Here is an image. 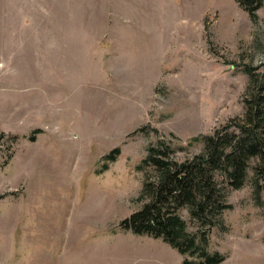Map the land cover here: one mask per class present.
Instances as JSON below:
<instances>
[{"label":"rangeland","instance_id":"rangeland-1","mask_svg":"<svg viewBox=\"0 0 264 264\" xmlns=\"http://www.w3.org/2000/svg\"><path fill=\"white\" fill-rule=\"evenodd\" d=\"M247 66L264 70V3L0 0V264H184L121 222L148 200L151 146L184 161L244 113ZM219 180L209 249L264 264V189Z\"/></svg>","mask_w":264,"mask_h":264},{"label":"trees","instance_id":"trees-1","mask_svg":"<svg viewBox=\"0 0 264 264\" xmlns=\"http://www.w3.org/2000/svg\"><path fill=\"white\" fill-rule=\"evenodd\" d=\"M236 1L253 19L264 3ZM245 71L250 82L244 113L213 134L203 135V152L184 161L171 159L161 145L151 146L139 166L153 167V174L146 172L139 196L148 200L121 222L124 229L162 238L184 255V264H218L226 258L209 249L211 230L231 207L219 177L229 188H240L251 181L258 196L264 189V70L247 66ZM119 153L120 148H115L107 157L114 161ZM184 208L206 227L204 231L189 228L181 214Z\"/></svg>","mask_w":264,"mask_h":264},{"label":"crops","instance_id":"crops-1","mask_svg":"<svg viewBox=\"0 0 264 264\" xmlns=\"http://www.w3.org/2000/svg\"><path fill=\"white\" fill-rule=\"evenodd\" d=\"M88 215H91V214H88ZM107 232H112V231H107ZM109 256H110L111 259L113 260V258H114L113 254H110ZM108 259H109V257L106 259V262H107L106 264H109V263H108ZM117 263H118V262H117V256H116V258H115V264H117Z\"/></svg>","mask_w":264,"mask_h":264}]
</instances>
